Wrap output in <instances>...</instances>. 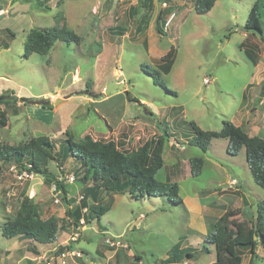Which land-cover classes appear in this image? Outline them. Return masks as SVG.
Returning <instances> with one entry per match:
<instances>
[{
	"label": "rangeland",
	"instance_id": "1",
	"mask_svg": "<svg viewBox=\"0 0 264 264\" xmlns=\"http://www.w3.org/2000/svg\"><path fill=\"white\" fill-rule=\"evenodd\" d=\"M162 1L47 0L46 7L36 0H0V14L16 12L0 20V94L6 95L5 103H0L6 111L5 125L0 116V145L49 136L55 142L49 169L67 184L70 202L76 203L85 194L79 181L81 164L70 157L60 166L57 159L66 139L90 134L134 149L167 131L164 166L157 178L178 182L183 204L166 197L144 200L117 194L100 220L85 219L84 230L73 243L86 253L93 249L94 257H106L108 231L129 241L143 264H170L169 250L181 236L193 233L189 250L193 257L188 260L186 252L174 250L179 259L171 263L210 264L215 252L203 248V241L195 244L200 233L211 232L229 210L236 211L238 220H251L264 189L254 180L245 150L238 155L227 152L228 138H214L207 152L191 145V122L220 131L224 121L237 125L245 112L244 118L259 123L258 133L264 136V0H218L208 13H198L195 0H168L170 9L162 8ZM255 3L261 33L243 30ZM172 11L177 17L166 31L163 24ZM57 23L78 33L80 42L58 40L48 54L33 52L26 57L28 34ZM171 47L176 52L167 71L161 59ZM144 65L158 69L166 86L156 83ZM112 80L124 83V88L108 94ZM50 91L53 94L45 93ZM130 96L137 100L130 101ZM196 156L204 157V165L194 177L191 158ZM12 164L0 167V248L14 245L2 234V225L15 216L24 195L34 198L42 217L54 213L60 219L66 239L78 232V224L72 229L75 222L63 213L65 201L55 202L45 176L36 173L32 180L18 181ZM106 196L99 193L98 206L105 205ZM89 201L96 204L92 197ZM140 215L146 222L135 223ZM192 218L199 222L205 218L207 227L192 230ZM241 252L242 264H264V243L253 258L249 249ZM117 256L124 264L134 263L123 251Z\"/></svg>",
	"mask_w": 264,
	"mask_h": 264
},
{
	"label": "trees",
	"instance_id": "2",
	"mask_svg": "<svg viewBox=\"0 0 264 264\" xmlns=\"http://www.w3.org/2000/svg\"><path fill=\"white\" fill-rule=\"evenodd\" d=\"M36 1L48 7L47 0ZM216 2L217 0H195L194 7L198 13H208ZM245 26L248 30L262 32L258 3L252 6ZM158 30L164 32L160 27ZM58 40L79 43L81 36L67 24L57 23L51 27L33 29L27 36L25 56L28 57L33 52L48 54ZM175 52V47H171L161 59V65L167 71L173 63ZM144 68L154 77L156 83L166 86L158 69L154 71L147 65H144ZM5 97V94L0 95V103H3ZM129 100L137 99L130 96ZM3 120V123H6L5 118ZM191 126L194 132L190 138V144L200 147L204 152H207L212 140L217 137L228 138L227 152L231 155H238L242 149H245L247 163L254 180L264 189V137L252 136L242 126L231 121H224L220 131L204 130L195 122H191ZM165 132L167 134V131ZM166 134L147 139L132 150L122 149L114 140H98L90 134L79 140L66 139L67 144L64 147L61 146L64 152L57 157L59 165L63 166L70 157L80 162L79 181L85 192L79 205L73 207H70L68 202L67 184L49 169L50 159L54 158L53 150L55 149V142L49 136L40 135L21 145H0V167L2 164L11 162L22 168L30 164V170L44 175L49 185L56 183L62 191L63 201L68 204L66 214L74 220L77 229V224L81 226L79 221L82 217H85L89 223L94 218L100 220L110 210V199L114 198L115 194L129 193L137 199L147 196L150 199L166 197L176 204H183L178 182L157 178L158 172L164 166L163 152ZM203 165L204 157L191 158L194 177L202 173ZM101 192L108 195V198L105 205L98 206V195ZM89 197H92L96 204L89 205ZM85 207H87L86 214L83 213ZM235 215L236 211H226L215 222L213 230L204 237L203 248L208 249L206 244H213L216 248L217 259L211 264H242L241 249H249L253 258L257 254L258 247L264 243V199L259 201L256 215L251 220H238ZM61 228L58 217L54 215L48 218L42 217L39 205L34 198L24 195L15 216L2 225V234L7 238L22 237L34 239L40 243H52L58 239ZM180 244L177 243L173 247L169 258L177 257L174 250L178 251ZM70 246H74L73 242ZM65 248L66 245L60 246L58 251ZM83 251L87 254L85 250ZM190 255L192 256L191 253Z\"/></svg>",
	"mask_w": 264,
	"mask_h": 264
},
{
	"label": "crops",
	"instance_id": "3",
	"mask_svg": "<svg viewBox=\"0 0 264 264\" xmlns=\"http://www.w3.org/2000/svg\"><path fill=\"white\" fill-rule=\"evenodd\" d=\"M163 1L169 2L168 0H163ZM162 2H161L162 8H165V9L172 8L171 7V4H169V3H168V7H163ZM56 89H58V88H56ZM45 93H47V94L52 93L53 94V91L45 92ZM2 94H4V93H1L0 95H2ZM54 97H55V94H54ZM58 98L59 97H57V99H56L57 101L59 100ZM3 103H5V102H3ZM2 112L5 113L6 111L4 109H0V116L2 117V121H4L3 118H5V120H6V113L4 115ZM245 116H246V113L244 112L243 115H242V117L240 118V120L237 122V125L242 126L243 129L246 130L252 136H255L256 135V136L264 137V136H262L261 133H258V131H259V123L256 124V122H254L250 118L249 119L244 118ZM3 124L5 125V123H3ZM256 125H257V128L254 129L256 127ZM122 149H125V148H122ZM126 150H132V149L126 148ZM116 195L117 194H115V197H116ZM70 198H72V194L69 191V193H68V202L70 204V207H73L75 205H79L80 201H76V203H74V202L71 203L70 202ZM107 198H108V195L106 196V199ZM144 200H145V198H144ZM63 202L64 201H62V204H63ZM88 203L90 205L89 199H88ZM67 208H68V204L66 203V205L63 207V209H64L63 213L65 214V216H67V218H70L66 214ZM85 210H87V207H85L83 209V213L86 214L87 211H85ZM142 213H141V215H142ZM53 214L54 213H52L50 215H47L45 218H48V217L52 216ZM141 215L140 216H136V219L134 221L135 223L139 222L138 224H141V223H143V221L146 222L145 219H144L145 216L142 217L143 215L142 216ZM82 218L85 219V217H82ZM140 219H142V220L140 221ZM70 220H73V219L70 218ZM192 221L193 222H191V224H190L191 225L190 228L192 230H198V231H200L203 228H206L207 227V222H206V219L205 218H203V220L201 222H199L200 220H198V218H192ZM60 225H62V223H60ZM80 228H81V226H79V229ZM72 229L77 230L75 228V225L72 226ZM106 234H107V236H115V235H112V234L108 233V231H106ZM207 234L208 233H205V234L204 233H200V235L198 236L199 237V240H195V244H197V246H200L201 245L200 242L203 241V243H204V237ZM192 235H193V233L190 236L188 235V237H186L185 235H183L176 242V244L177 243H181L180 244L181 247H180L179 252L180 251L186 252V255H187L188 260L193 257V254L191 253V251H189V250H191V248L193 246V239L190 238ZM65 236H67V232L66 231H63V229L61 228V230L59 232L58 239L55 242H52V243H40V242H38V241H36L34 239L22 238V237L10 238V239L14 240L13 241L14 242V245L7 246V248L5 250L0 248V264H32L34 262V259H36L37 257L43 256V255H46V254H49V253H51V252H53L55 250H58V248L60 246H64L65 243H66V241L68 240V239L65 238ZM89 238L90 237H88V239ZM22 242H24V244L21 245L20 243H22ZM125 242L127 243V246L126 247H119L118 249H115L113 247L108 246L106 244V242H105L106 247H107V252H105L106 257H104L102 255L101 256H97L96 255L94 257V255H93L94 251L92 249V251L91 250H88L87 259H80L79 261H75V260L71 259L68 264H88L90 260L94 261V263H96V264H124V262H122L121 260H119V256H117V254H119V252H122V251H123V254L125 253V256H127V255L128 256H131L134 263L135 262H142V263H144V258L140 254H137L136 252H134L131 249L129 241H125ZM73 244H75V246L78 247V245H76V243H73ZM176 244H174L173 247ZM208 245L209 246H208V250L207 251L208 252L209 251L211 252V250L214 251L215 252V258L217 259V252H216L215 246L213 244H208ZM173 247H172V249H173ZM15 249H17V250H15ZM140 249H141V247H140ZM172 249H170L169 252L171 251V253H172ZM143 250H146L147 251V250H150V248L149 249H143ZM190 253L192 254V256L190 255ZM180 254L182 255V253H180ZM113 258H115V260H113ZM167 258H166V261H169L168 263L174 264V263H171V262L177 261L179 259V255H177V257H174V259L173 258H169V257H167ZM180 259H181V256H180ZM215 260H213L212 262H214ZM186 263H187V261L184 262L183 264H186Z\"/></svg>",
	"mask_w": 264,
	"mask_h": 264
},
{
	"label": "built area",
	"instance_id": "4",
	"mask_svg": "<svg viewBox=\"0 0 264 264\" xmlns=\"http://www.w3.org/2000/svg\"><path fill=\"white\" fill-rule=\"evenodd\" d=\"M163 7H168V2L163 1L162 2ZM177 17V11H173L168 15L166 18L163 28L164 30H169V28L172 26L175 18ZM27 166L22 168L18 167L16 163L11 165V170L14 173V176L17 178L18 181H24V180H32L35 178L36 173L30 170L29 166L30 164H26ZM62 180V179H61ZM75 181V176L71 175L68 176V182L73 183ZM51 189L53 192V196H55V202L56 203H62L63 201V196H62V191L58 187L56 183H53L51 185ZM83 198V195L81 196V199ZM87 211V210H85ZM84 211V212H85ZM81 228L79 229L78 226V232L76 231L65 243L66 248L58 251L55 250L49 254L39 256L36 259H34V262L32 264H68L71 259L75 261H79L80 259H87V254L80 249L79 247L75 246H70L72 242H75L78 240L80 237V231L84 229L85 226V219L82 218L80 220ZM105 242L108 246L113 247L115 249H118L119 247H126L127 243L124 242L121 237H116V236H107L105 238ZM88 264H96L94 261L90 260ZM133 264H143L142 262H135Z\"/></svg>",
	"mask_w": 264,
	"mask_h": 264
},
{
	"label": "water",
	"instance_id": "5",
	"mask_svg": "<svg viewBox=\"0 0 264 264\" xmlns=\"http://www.w3.org/2000/svg\"><path fill=\"white\" fill-rule=\"evenodd\" d=\"M15 13H13L12 11H8L7 13H2L0 14V20H2L4 17H6L7 15H15ZM243 30H248L247 27H243ZM115 88L118 89H123L124 88V83H117L116 80H112L109 85L107 86V90L106 93L110 94L112 90H114Z\"/></svg>",
	"mask_w": 264,
	"mask_h": 264
},
{
	"label": "bare ground",
	"instance_id": "6",
	"mask_svg": "<svg viewBox=\"0 0 264 264\" xmlns=\"http://www.w3.org/2000/svg\"><path fill=\"white\" fill-rule=\"evenodd\" d=\"M77 77V76H76Z\"/></svg>",
	"mask_w": 264,
	"mask_h": 264
}]
</instances>
